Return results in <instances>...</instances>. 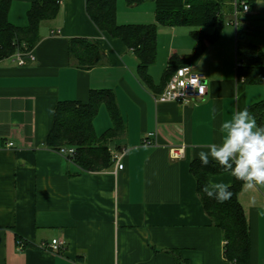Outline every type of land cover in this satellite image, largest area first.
<instances>
[{
	"label": "crops",
	"instance_id": "1",
	"mask_svg": "<svg viewBox=\"0 0 264 264\" xmlns=\"http://www.w3.org/2000/svg\"><path fill=\"white\" fill-rule=\"evenodd\" d=\"M33 1L12 0L10 21L27 25ZM237 1L225 9L220 38L192 64L208 85L205 99L194 104L155 100L171 56L192 52L191 29L159 25L152 88L137 72L134 51L93 23L86 0H63L58 15L41 22L35 61L0 63V264H228L223 232L205 211L190 166L207 150L201 145L218 142L223 119L264 99V82L238 79L244 60L237 37L252 42L240 17L255 2L245 12ZM163 29L167 47L159 44ZM72 37L96 41L104 63L77 67L69 58ZM92 89H111L125 121V134L109 142V149H127L121 170H82L47 145L57 104L87 102ZM111 125L102 105L95 131L102 135ZM151 132L158 134L144 143ZM171 143L186 145L183 158L171 157ZM208 180L232 185L235 179L224 171ZM239 200L249 223L250 263L264 264V188L242 186ZM54 238L64 241L61 253L39 247Z\"/></svg>",
	"mask_w": 264,
	"mask_h": 264
},
{
	"label": "trees",
	"instance_id": "2",
	"mask_svg": "<svg viewBox=\"0 0 264 264\" xmlns=\"http://www.w3.org/2000/svg\"><path fill=\"white\" fill-rule=\"evenodd\" d=\"M63 0H34L27 12L25 26L13 24L9 19L12 0H0V63L11 58L17 50H33L40 40V24L54 19ZM129 5L148 0H125ZM155 5V23L120 24L117 20V0H86V12L93 23L103 32L120 38L134 51L138 63L137 72L150 87H154L149 67L157 59L158 24L163 26H187L195 46L191 53L181 57L173 55L162 77L161 93L167 80L175 70L194 64L206 51L208 45L220 38L226 24L225 9L234 0H150ZM238 0V8L240 7ZM249 5L254 0H246ZM241 8V7H240ZM238 55L244 63L238 67V79L246 83L264 82V49L256 43L237 37ZM69 58L83 69H91L104 63V54L99 44L85 37H72L68 46ZM102 105L107 107L112 125L102 135L95 131L94 118ZM257 119L264 124V99L248 106ZM126 124L111 89H92L89 100L60 101L54 112V120L47 137V145L54 149L62 146L75 148L73 161L85 171H100L113 167L109 142L123 136ZM191 172L196 181L199 198L213 223L223 232L224 257L236 264H251V239L249 223L239 200L242 182L234 180L230 191L233 196L224 203H218L203 193L211 173L224 170L215 162L203 166L199 159L191 161ZM24 245L35 246L24 241Z\"/></svg>",
	"mask_w": 264,
	"mask_h": 264
},
{
	"label": "clouds",
	"instance_id": "3",
	"mask_svg": "<svg viewBox=\"0 0 264 264\" xmlns=\"http://www.w3.org/2000/svg\"><path fill=\"white\" fill-rule=\"evenodd\" d=\"M218 131V142L200 146L207 149L198 153L201 164L215 162L247 190L264 188V124H258L255 115L245 107L223 119ZM230 188V183L209 181L202 191L216 202L224 203L233 196Z\"/></svg>",
	"mask_w": 264,
	"mask_h": 264
},
{
	"label": "built area",
	"instance_id": "4",
	"mask_svg": "<svg viewBox=\"0 0 264 264\" xmlns=\"http://www.w3.org/2000/svg\"><path fill=\"white\" fill-rule=\"evenodd\" d=\"M238 5V2H236ZM238 7V6H237ZM242 11H249L250 5L246 0L240 1ZM19 65H25L27 59L35 61V55L32 50H17L12 56ZM208 94V85L204 73L196 70L192 65H184L175 70V72L167 80L166 85L161 93L155 96L157 102H177L181 104H194L205 99ZM190 101V102H186ZM158 132H151L143 139L144 143L150 144L152 139L156 137ZM13 142L6 143L7 147H12ZM58 152L72 159L75 155V148L70 146H62L57 149ZM113 160L114 170L118 171L124 168L123 159L127 152L126 148L109 149ZM170 155L173 159H181L185 156L186 145L169 144ZM227 243L224 240V246ZM22 244V242H21ZM40 248L48 249L53 252L61 253L64 249V241L54 238L48 243H42ZM226 260V259H225ZM228 264H236L235 261H228Z\"/></svg>",
	"mask_w": 264,
	"mask_h": 264
},
{
	"label": "rangeland",
	"instance_id": "5",
	"mask_svg": "<svg viewBox=\"0 0 264 264\" xmlns=\"http://www.w3.org/2000/svg\"><path fill=\"white\" fill-rule=\"evenodd\" d=\"M255 7L251 13L241 14V23L248 24V31L245 33L256 44H263L264 48V0H255ZM117 20L120 24H148L155 23V5L153 1H145L137 5H129L125 0H117ZM160 24H158L159 27ZM184 29H192L182 26ZM169 30H162L161 43L167 47L169 43ZM245 37L244 34L241 37ZM155 67H159L156 65ZM154 67V68H155Z\"/></svg>",
	"mask_w": 264,
	"mask_h": 264
}]
</instances>
